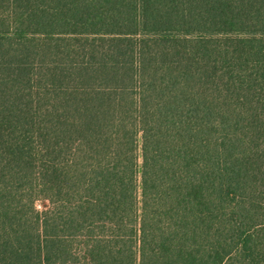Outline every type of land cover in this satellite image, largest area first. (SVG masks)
<instances>
[{"label": "trees", "instance_id": "trees-1", "mask_svg": "<svg viewBox=\"0 0 264 264\" xmlns=\"http://www.w3.org/2000/svg\"><path fill=\"white\" fill-rule=\"evenodd\" d=\"M0 264H264V0H0Z\"/></svg>", "mask_w": 264, "mask_h": 264}, {"label": "rangeland", "instance_id": "rangeland-1", "mask_svg": "<svg viewBox=\"0 0 264 264\" xmlns=\"http://www.w3.org/2000/svg\"><path fill=\"white\" fill-rule=\"evenodd\" d=\"M43 203H37V205H36V208H37V210H39V211H41L42 209H43Z\"/></svg>", "mask_w": 264, "mask_h": 264}]
</instances>
